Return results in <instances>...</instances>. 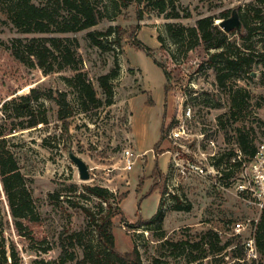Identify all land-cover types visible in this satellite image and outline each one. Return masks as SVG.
Instances as JSON below:
<instances>
[{
  "label": "rangeland",
  "instance_id": "obj_1",
  "mask_svg": "<svg viewBox=\"0 0 264 264\" xmlns=\"http://www.w3.org/2000/svg\"><path fill=\"white\" fill-rule=\"evenodd\" d=\"M47 1L32 0L37 5ZM92 1L104 14L97 25L79 32L46 35L19 31L8 16V6L14 0H0L2 102L26 94L31 88L65 91L71 115L66 131L58 117V105L42 98L33 106L45 108L49 123L21 130L18 119L5 121L0 104V131L5 130V144L19 160L43 222L31 225L33 240L20 234L0 179V249L6 248L8 264H15L9 256L13 247L18 254L16 264H52L59 259L61 244L72 231H85V240L96 242L84 208L100 216L101 199L88 193L87 186L103 187L114 194L125 216L113 219L116 247L121 253L138 248L142 264H244L231 252L196 263L190 259L208 248L201 239L210 229L219 233L222 243L233 236L235 222L247 225L239 235L241 240L256 236L262 211L240 194L233 180L241 169L236 164L240 151L238 130H244L256 145L264 137V62L260 63L258 54L264 45L254 53L252 77L234 79L221 89L216 78L220 64L210 61L216 50L208 51L201 43L192 49L189 41L175 43L168 25L178 31L179 26L197 27L199 19L209 16L217 22L230 18L234 10L238 14L239 9H246L256 0H175L176 10L168 8L164 14L147 0H138L129 7H118L115 0ZM176 13L179 18L171 17ZM117 27L126 33L139 27L137 40L149 47L171 74L167 99L163 69L145 51L137 50L130 37H101L105 50L92 45L89 32ZM45 36L78 40L81 71L101 99L104 97L98 77L113 67L119 68L113 82L112 105L95 107L81 99L67 81L76 74L72 68L46 74L37 65H19L4 46L14 38ZM230 40L243 51V40L237 34H231ZM238 90L240 108L233 109L231 98ZM163 122L167 132L160 149L164 152L156 155ZM70 149L88 164L89 180L80 178L77 165L69 157ZM127 149L135 156L132 170L125 169L123 154ZM156 167L164 173L159 182L161 189H167L165 195L159 188L152 190ZM225 168L232 172L229 179L222 177ZM103 206L106 214L109 206ZM159 211L162 218L158 223L132 227L139 219L150 220ZM192 243L200 245L192 247ZM65 244L71 248L67 240ZM77 253L82 257V249ZM259 263L264 264L261 254ZM0 264H6L1 254Z\"/></svg>",
  "mask_w": 264,
  "mask_h": 264
},
{
  "label": "trees",
  "instance_id": "obj_2",
  "mask_svg": "<svg viewBox=\"0 0 264 264\" xmlns=\"http://www.w3.org/2000/svg\"><path fill=\"white\" fill-rule=\"evenodd\" d=\"M137 1L115 0V3L118 7H129ZM147 1L149 4L152 3L153 8H156L159 14H164L168 8L176 10L175 0ZM238 14L242 22V30H233L231 33L225 32L215 22L216 18L212 16L199 19L197 27L194 28L179 26L178 31H173V25H168L175 43L181 45L189 41L191 49L201 43L208 51L216 50L211 54L210 61H218L220 64L216 71V78L221 89L227 88L228 83H231L234 79L244 80L247 77H252L253 66L256 63L254 53L257 49H260L258 46L264 45V40L261 38L264 37V0L250 2L246 9H239ZM103 15L102 10L97 8L92 0H48L45 4L40 5L33 3L32 0H14V4L12 3L8 6L9 20L19 31L25 34L50 35L54 33L79 32L97 25ZM224 15H228V12ZM171 17L179 18L180 15L178 13L171 14ZM136 30L126 33L120 27L109 28L106 32H89L88 37L92 45L102 50L106 48L100 39L101 37L108 39L117 34L121 38L126 37V35L130 37L137 50L145 51L148 56L154 59L156 65L163 69L166 77L165 93L167 99L171 89V74L164 64L155 59L153 51L137 40L135 37ZM231 34H237L243 40V51L240 50L236 41L230 40ZM256 37L260 38L256 40ZM4 46L8 49L10 58L19 63V65L25 67L37 65L46 74L63 70L66 67L72 68L76 71V74L67 81L76 89L81 99H85L95 107L113 104V82L119 76V68L117 66L113 67L108 73L98 77V83L104 99L99 98L94 85L88 79L86 73L81 71L80 65L82 61L78 55L79 42L77 39L57 36L30 39L14 38L10 40L9 44L6 43ZM258 54L261 57L260 63H263L264 50H260ZM239 92L238 90L236 93L238 95H232L233 109L240 108ZM42 98L51 99L58 105L59 120L62 122V128L67 131L69 128L68 119L71 116L68 93L53 89L46 91L39 88H31L28 93L18 94L4 103L0 98V104L3 103L1 107L5 121L11 118L18 119V126L21 130L48 124L45 108L41 110V107L37 109L33 106L34 102H39ZM166 132V124L163 122L161 139L155 147L156 155L164 152H161L160 148ZM237 141L244 156L243 162L250 161L256 153V144L248 139V135L242 129L238 130ZM5 142V130H1L0 179L3 190L10 205L17 230L23 236L33 240L31 225L40 226L43 222L34 206L32 192L28 188L26 176L22 172L19 160L7 148ZM64 147L68 148L69 146L64 144ZM243 162L238 161L236 164L240 166ZM231 175L232 172L228 168H225L222 172V177L225 179H229ZM153 176L155 177V182L152 190L159 188L161 194L165 195L167 189L166 187L161 189L159 182V179L163 178L164 173L159 167H156ZM86 190L91 195L101 199L99 204L100 216L91 209L84 208L89 218L88 228L92 227L96 242L85 240V231H72L68 233L61 244L62 252L59 259L52 264H142L138 248L135 247L130 252L121 253L116 247L113 219L119 215L123 218L125 216L123 210L118 206V202H115L114 194L108 189L99 186H87ZM50 196L54 197V194ZM60 197V194H58L57 198L60 199ZM113 202H115V205ZM103 204L109 206L106 214H103L105 212ZM161 218L162 213L159 211L150 220L139 219L132 227L140 228L154 225ZM257 226L255 241L260 254L264 258V208L261 221ZM66 240L71 248L65 244ZM201 240V243H206L209 246L203 254L194 255L190 259L191 263L199 262L210 256H218L224 253L226 255L228 252H231L233 257H239L241 260L245 259V251L242 246L243 240H241L239 235H233L229 240L222 243L219 233L210 229L204 232ZM171 245L176 246L177 244L172 243ZM199 245L200 243H192L190 246L198 247ZM13 249L9 256L12 262L16 264L18 262V254L14 247ZM77 249H82V257L78 255ZM0 254L4 262L8 264L9 257L5 247L0 249ZM243 263L257 264L256 260L252 262L245 260Z\"/></svg>",
  "mask_w": 264,
  "mask_h": 264
},
{
  "label": "built area",
  "instance_id": "obj_3",
  "mask_svg": "<svg viewBox=\"0 0 264 264\" xmlns=\"http://www.w3.org/2000/svg\"><path fill=\"white\" fill-rule=\"evenodd\" d=\"M125 169L132 170L135 164L134 153L127 149L124 154ZM237 159L243 162L244 156L241 151H238ZM240 171L233 181H237L235 184L236 189L241 195L246 196L253 200L262 211L264 208V137L256 145V153L253 158L248 162H243L240 165ZM234 183V182H233ZM246 224L244 222H235L233 225L232 235H241L246 230ZM242 246L245 251V259L252 262L256 260L259 263L260 252L256 245L255 235H250L248 238L242 241Z\"/></svg>",
  "mask_w": 264,
  "mask_h": 264
},
{
  "label": "water",
  "instance_id": "obj_4",
  "mask_svg": "<svg viewBox=\"0 0 264 264\" xmlns=\"http://www.w3.org/2000/svg\"><path fill=\"white\" fill-rule=\"evenodd\" d=\"M216 23L227 33H231L233 30H242V22L236 10L232 11V16L230 18L221 19ZM69 157L77 165L80 178L82 180H89L91 176L88 164L76 155L72 149L69 150Z\"/></svg>",
  "mask_w": 264,
  "mask_h": 264
},
{
  "label": "bare ground",
  "instance_id": "obj_5",
  "mask_svg": "<svg viewBox=\"0 0 264 264\" xmlns=\"http://www.w3.org/2000/svg\"><path fill=\"white\" fill-rule=\"evenodd\" d=\"M217 21H219V20H217Z\"/></svg>",
  "mask_w": 264,
  "mask_h": 264
}]
</instances>
